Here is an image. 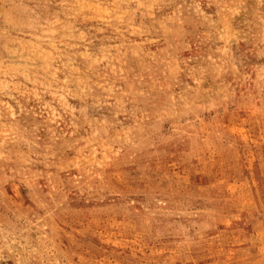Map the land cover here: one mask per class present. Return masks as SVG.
<instances>
[{
    "label": "rangeland",
    "instance_id": "374dc122",
    "mask_svg": "<svg viewBox=\"0 0 264 264\" xmlns=\"http://www.w3.org/2000/svg\"><path fill=\"white\" fill-rule=\"evenodd\" d=\"M0 264H264V0H0Z\"/></svg>",
    "mask_w": 264,
    "mask_h": 264
}]
</instances>
